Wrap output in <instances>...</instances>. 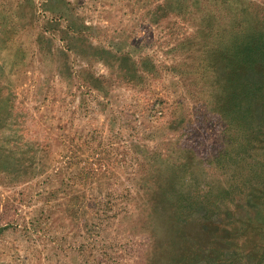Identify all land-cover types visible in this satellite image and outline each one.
<instances>
[{"label":"rangeland","instance_id":"1","mask_svg":"<svg viewBox=\"0 0 264 264\" xmlns=\"http://www.w3.org/2000/svg\"><path fill=\"white\" fill-rule=\"evenodd\" d=\"M250 30L264 0H0V264H264Z\"/></svg>","mask_w":264,"mask_h":264},{"label":"trees","instance_id":"2","mask_svg":"<svg viewBox=\"0 0 264 264\" xmlns=\"http://www.w3.org/2000/svg\"><path fill=\"white\" fill-rule=\"evenodd\" d=\"M251 31L252 30H250L249 33H246L243 37L242 34H240V32H237L236 34H234L233 40L231 42L233 44L232 47L235 50V52L231 51L233 53V56L235 58L238 57L242 63L247 64L249 67H252L257 61L260 60L264 61V52L263 55L260 56L259 58L260 60H255L253 57H248L246 50L251 49L250 41L254 37ZM261 44H262L261 47L264 48V42H262ZM239 50H242L241 52H243V55L238 54Z\"/></svg>","mask_w":264,"mask_h":264},{"label":"crops","instance_id":"3","mask_svg":"<svg viewBox=\"0 0 264 264\" xmlns=\"http://www.w3.org/2000/svg\"><path fill=\"white\" fill-rule=\"evenodd\" d=\"M63 15V14H65V11L64 10H60V12L58 13V15ZM72 14V13H71ZM83 26H85L86 27V25L85 24H83ZM80 31V30H79Z\"/></svg>","mask_w":264,"mask_h":264}]
</instances>
